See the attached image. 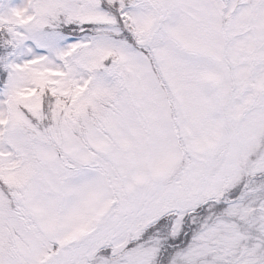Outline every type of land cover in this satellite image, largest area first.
<instances>
[{
  "label": "snow or ice",
  "instance_id": "6c2138e0",
  "mask_svg": "<svg viewBox=\"0 0 264 264\" xmlns=\"http://www.w3.org/2000/svg\"><path fill=\"white\" fill-rule=\"evenodd\" d=\"M0 264H264V0H0Z\"/></svg>",
  "mask_w": 264,
  "mask_h": 264
}]
</instances>
